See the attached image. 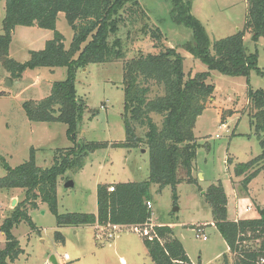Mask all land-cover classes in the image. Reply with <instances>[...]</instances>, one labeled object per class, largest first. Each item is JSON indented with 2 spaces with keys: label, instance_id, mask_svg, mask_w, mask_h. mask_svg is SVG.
<instances>
[{
  "label": "trees",
  "instance_id": "trees-1",
  "mask_svg": "<svg viewBox=\"0 0 264 264\" xmlns=\"http://www.w3.org/2000/svg\"><path fill=\"white\" fill-rule=\"evenodd\" d=\"M139 0H4V17L1 21L0 62L12 79H20L24 71L37 68L66 69V79L52 85L48 97L28 101L23 110L28 121L33 123H60L66 127V136L73 145L54 149L50 167L36 165L35 150L30 149L27 161L12 168L0 156V167L5 175L0 177V190L23 191V199L6 217L0 231L5 246L0 250V264L14 262L20 255L18 243L12 230L21 222L34 229L28 211L37 203H43L56 217L57 228L116 225L133 227L141 238L153 264H193L180 241L169 226H150V187L158 190L175 187L184 182L196 184L193 177V161L196 157L194 127L197 118L205 109L204 104L213 98L214 87L207 81L208 73H199L185 78L182 58L176 49L159 54H139L123 61V123L125 140L109 142H77L78 126L87 111L86 104L77 96L75 74L90 64L111 63L125 59L123 44L116 36L120 25L125 24L127 5L139 6ZM247 14L244 28L225 39L212 44L201 25L191 13L189 0H171L174 24L191 30V41L183 50L205 63L209 71H218L228 76L248 77L251 71L260 76L264 73L257 65V52L247 51L243 37L251 34V42L264 38V0H246ZM59 13L73 32L68 49L64 37L56 30ZM143 12H132V14ZM17 27H36L53 33L39 51H30L25 63L9 57L12 35ZM161 33L155 28L151 38L159 40ZM155 85L162 95L149 98ZM250 112L249 125L258 142L260 153L246 163L234 165L235 177H242L240 187L246 191L248 184L264 170V92L249 90L247 94ZM151 115L161 119L160 125ZM144 130L138 137L136 130ZM73 136V138H72ZM146 148L149 158V173L146 181L114 184L109 192L107 184L96 190V214H58L57 185L67 171L78 172L85 158L100 149ZM231 164V160H228ZM211 208L212 224L220 234L233 264H264V207L257 208L258 218L229 221L227 198L218 181L203 193ZM176 196H174V199ZM56 240L63 242L57 231ZM228 264V256H223ZM200 264V263H198Z\"/></svg>",
  "mask_w": 264,
  "mask_h": 264
},
{
  "label": "rangeland",
  "instance_id": "rangeland-1",
  "mask_svg": "<svg viewBox=\"0 0 264 264\" xmlns=\"http://www.w3.org/2000/svg\"><path fill=\"white\" fill-rule=\"evenodd\" d=\"M189 1L191 13L203 26L210 44L243 30L247 14L246 0ZM138 5L134 8L126 6L127 13L123 15L126 22L120 25L116 34L122 41L125 59L90 64L76 71L74 85L77 96L87 107L78 126L76 141L117 143L125 140L122 117L123 61L139 54L155 55L176 49L182 58L186 79L208 73L207 81L214 87L213 98L204 104L205 109L194 127L197 148L193 167L202 176L199 178L197 175L196 184L182 182L175 189L164 187L159 191L156 185H151V218L155 224L171 228L173 236L180 241L193 264H224L223 256H228V249L214 225L210 224L212 212L203 193L211 184L227 180L234 165L246 163L260 153L249 125L247 94L250 89L264 92V76L254 71L248 77L209 71L205 63L183 50V45L191 41L192 33L190 29L173 23L171 0H139ZM131 11L143 12L144 16L139 13L131 15ZM4 13V0H0V35ZM155 28L161 33L159 40L151 38V31ZM56 30L64 37V47L68 49L73 32L63 13L57 16ZM44 32L52 37V32L48 30L18 27L12 35L9 57L18 63L27 62L29 51L42 49ZM243 42L248 52H257V65L264 73V38L253 43L251 34L245 32ZM66 75L63 67L37 68L24 71L20 79H12L0 62V156L10 167L15 168L27 161L31 148L35 150L36 165L40 168L50 167L54 149L73 145L66 136L65 125L30 122L22 107L25 102L48 97L52 85L64 81ZM159 95H162L161 88L153 85L149 98ZM151 116L160 125L161 119ZM143 132V129H137L136 135L141 137ZM227 157L233 159L231 164ZM148 173L149 158L144 147L96 150L85 158L80 171H67L59 179L57 213L95 214L97 183H139L147 180ZM4 175L0 167V177ZM67 181L73 183V188H64ZM107 186L114 187V184ZM12 197H16L14 206ZM22 199L21 190H0V226ZM28 216L34 229L28 223L21 222L12 230L20 255L11 264H50L51 256L57 264H74L77 252L82 255L79 264H119L120 256L125 264H153L139 235L129 229L121 228L113 232V239L107 241L106 238L98 240L89 229L81 228L76 233L72 227L57 228L55 215L40 202L28 211ZM199 225L203 226L202 234L206 236V241L196 237ZM57 231L62 235L63 242L56 240ZM113 242H117L115 255L109 248ZM4 246L5 239L0 231V250ZM64 255L69 259L64 260Z\"/></svg>",
  "mask_w": 264,
  "mask_h": 264
},
{
  "label": "crops",
  "instance_id": "crops-1",
  "mask_svg": "<svg viewBox=\"0 0 264 264\" xmlns=\"http://www.w3.org/2000/svg\"><path fill=\"white\" fill-rule=\"evenodd\" d=\"M17 28H15L13 35L15 34ZM44 33H45V36H44L43 41L41 43V45L43 46L42 49L44 48L45 42L52 39V37L50 38V36L47 34V32H44ZM52 36H53V33H52ZM42 49H40V50H42ZM233 135H235V134L233 133ZM237 135H239V134H237ZM195 139H196V137H195ZM125 150H127V149H125ZM227 158H229V160H231V163H232L233 159L230 157H227ZM199 174L202 176V174L199 171H197L196 169H194V167H193V177H197V175H199ZM241 180H242V177H235L233 172H232L229 175L227 180L221 182V184L224 188L226 198H227V218L229 221H237V220H242V219H256V218H258L257 208H263L264 207V170L261 171L248 184L246 191H243L239 185ZM107 184H118V182H111V183H107ZM97 185H105V184L100 182V183H97ZM211 185H213V184H211ZM12 199L14 200V199H16V197H12ZM96 213H97V200H96ZM149 224H151L152 226H160L158 224H155L154 221H152V218L150 219ZM196 224H199V223H196ZM210 224H212V222ZM97 227L98 226L95 225V226H83V227H76V228L72 227V229H76V233L81 228L89 229V230L93 231L94 235L96 236V233L98 232ZM121 228H126V229L133 231L131 227H120L119 229H121ZM116 244H117V242H113L112 244L109 245V248H111V252H113L114 255L116 253ZM230 256L231 255L228 254L229 264H233V258H231L232 256L231 257ZM74 258H75L74 264H79L81 261L82 255L79 254V252H77V254L75 255ZM118 261H119V264H125V260L121 256L118 257ZM9 264H11V263H9Z\"/></svg>",
  "mask_w": 264,
  "mask_h": 264
},
{
  "label": "built area",
  "instance_id": "built-area-1",
  "mask_svg": "<svg viewBox=\"0 0 264 264\" xmlns=\"http://www.w3.org/2000/svg\"><path fill=\"white\" fill-rule=\"evenodd\" d=\"M108 191L109 192H113L114 191V187L113 186H110L108 188ZM145 205L149 209L152 208L151 202H146ZM149 225L152 226L151 224H149ZM119 228H120V226H116V225L98 226L97 227L98 232L96 233V236L95 237L98 240H100L102 238H106V240L108 241L110 239H113V235H114L113 232L119 230ZM131 228H132L133 232H135L134 228L133 227H131ZM105 232H107V233H105ZM202 233H203V226L202 225L197 226V234H196V237L199 238V239L201 238L203 241H206L207 238ZM63 259L64 260H68L69 257L67 255H64L63 256ZM262 262H264V261H262ZM45 264H49V263L46 262Z\"/></svg>",
  "mask_w": 264,
  "mask_h": 264
},
{
  "label": "water",
  "instance_id": "water-1",
  "mask_svg": "<svg viewBox=\"0 0 264 264\" xmlns=\"http://www.w3.org/2000/svg\"><path fill=\"white\" fill-rule=\"evenodd\" d=\"M6 82H8V81L6 80ZM72 138H73V136H72ZM141 152L144 153L145 150H141ZM199 178H201V175L200 174H199ZM64 188H66V189L73 188V183L71 181H67L65 183V185H64ZM15 203H16V200L15 199L12 200V206H14ZM49 262H50V264H57L56 261H55V258L53 256H51L49 258Z\"/></svg>",
  "mask_w": 264,
  "mask_h": 264
}]
</instances>
